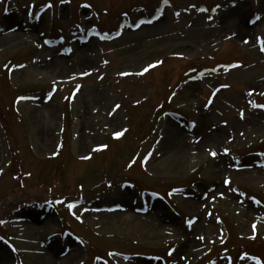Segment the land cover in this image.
I'll return each instance as SVG.
<instances>
[{
  "label": "rangeland",
  "instance_id": "1",
  "mask_svg": "<svg viewBox=\"0 0 264 264\" xmlns=\"http://www.w3.org/2000/svg\"><path fill=\"white\" fill-rule=\"evenodd\" d=\"M1 38L0 264H264V0H0Z\"/></svg>",
  "mask_w": 264,
  "mask_h": 264
},
{
  "label": "bare ground",
  "instance_id": "2",
  "mask_svg": "<svg viewBox=\"0 0 264 264\" xmlns=\"http://www.w3.org/2000/svg\"><path fill=\"white\" fill-rule=\"evenodd\" d=\"M153 26H156V24H154ZM153 26L141 25L140 28L138 29V31L140 32L144 28L145 29H152ZM3 41L5 42V40L3 38H1L0 42L4 43ZM84 47H86V46H84ZM49 113L50 112H48L47 114H49ZM48 118H51V116H49ZM174 128L175 129H173V132L171 133V137L174 135L173 138H176L178 140V135H180V134H178L179 128H177V127H174ZM213 135L216 136V134H212V137H210L211 139L213 138ZM182 147L187 148L188 146H187V144H185ZM183 148H180L179 151H178V149L176 151H172L173 153L171 154L170 159H168V161L166 163L174 164L175 165L174 167L179 168V169H181L184 165H186V162H188L186 159L187 154L184 152ZM193 160H196V157L190 156L189 157V163H191V161H193ZM131 210H133V209L132 208L130 209L129 207L124 209V210H121L118 208L117 210L110 212V213H103L102 215L98 214V215H96V218L99 219V218H101V216H103L106 221H115L118 217L123 216V218L121 220H124L125 222L130 223V222H132L131 220L134 217V214ZM0 248L2 249L3 247L0 245ZM2 253H4V251ZM2 253H0V262H3L4 258H9L8 254H6V253L2 254ZM52 253H53V251L50 250L46 257H40L39 256L38 259L43 260L44 261V262H42L43 264L48 263V260L49 261L51 260V262H49V264H52V263L56 264V261L52 262V258H53L52 256H55V255H52ZM58 260H60V261L62 260L61 261L62 264H68L71 260H73V255H67L64 258L58 259Z\"/></svg>",
  "mask_w": 264,
  "mask_h": 264
},
{
  "label": "snow or ice",
  "instance_id": "3",
  "mask_svg": "<svg viewBox=\"0 0 264 264\" xmlns=\"http://www.w3.org/2000/svg\"><path fill=\"white\" fill-rule=\"evenodd\" d=\"M61 2L63 3L64 2V0H61ZM52 5L51 4H49V7H51ZM83 7H90V5H83ZM5 11H7V9H5ZM260 19V17H257V20H259ZM258 40H259V43H260V45H261V47H260V50L261 51H264V38H258ZM244 43H250V41L249 40H244L243 41ZM160 63H162V62H160ZM235 66V65H234ZM149 67H156V65L155 64H153V65H150ZM149 71V68L148 67H146V68H144V70H143V73H141V75H143L144 73H147ZM85 74H87V73H85ZM122 75H128V73H122ZM224 87H227L226 85L224 86ZM77 90H79V89H77ZM217 91H219V89H217ZM251 94V93H250ZM211 100H209V104H211ZM117 108H119L120 106L119 105H117L116 106ZM259 107H261V108H264V105H259ZM241 116H243V114L241 113ZM124 131H127V130H124ZM124 131H118V132H116L114 135L117 137V138H119V137H121V136H123L124 135ZM103 147H107L106 145H104ZM101 150V148H96V149H94V151H100ZM228 151V149H225V152H227ZM211 155L212 156H216L217 155V153L215 152V151H212L211 152ZM82 159H90L91 157H89V156H83V157H81ZM134 163V162H133ZM130 167H131V165H129ZM225 183L226 184H230L231 183V180L230 179H228V180H225ZM221 195H223V193H221ZM72 207H74V205H69V208H72ZM194 223V221L193 220H191V219H189V220H187V224H188V226L189 227H191L192 226V224ZM252 228L253 229H255L256 228V225L255 224H253L252 225ZM253 239H255V236H253L252 237ZM0 239H2V238H0ZM199 239H201V240H203L204 239V237L203 236H201V237H199ZM173 251H175V249H173ZM172 253L170 252L169 253V255H171ZM253 259H257L256 257H253Z\"/></svg>",
  "mask_w": 264,
  "mask_h": 264
}]
</instances>
